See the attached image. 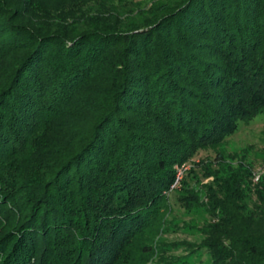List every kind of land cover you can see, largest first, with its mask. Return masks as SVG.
Instances as JSON below:
<instances>
[{
	"label": "trees",
	"instance_id": "obj_1",
	"mask_svg": "<svg viewBox=\"0 0 264 264\" xmlns=\"http://www.w3.org/2000/svg\"><path fill=\"white\" fill-rule=\"evenodd\" d=\"M22 1L0 0V155L42 138L43 176L0 264H129L147 204L175 181L167 165L264 113V0H90L29 25L20 10L38 6ZM222 170L206 175L220 214L200 248L264 264V172Z\"/></svg>",
	"mask_w": 264,
	"mask_h": 264
},
{
	"label": "rangeland",
	"instance_id": "obj_2",
	"mask_svg": "<svg viewBox=\"0 0 264 264\" xmlns=\"http://www.w3.org/2000/svg\"><path fill=\"white\" fill-rule=\"evenodd\" d=\"M5 1L12 4L17 0ZM58 1L31 0L38 7L20 10L19 21L42 24L56 6L61 11L92 6L90 0H62V4L56 5ZM252 98H259L257 92ZM151 132L154 130L147 133L154 135ZM21 134L20 143L9 145L8 151L5 149V154L0 155V237L14 227L23 211L21 204L35 194L37 182L43 176L41 166L36 165V156L44 148L42 138H30L28 132ZM165 148L171 149L169 154L175 149L164 145L159 148L160 156L168 159L163 156ZM193 150L186 161L167 165L174 171L175 181L168 189H161V197L147 204L151 212L145 217L143 232L136 235L126 252L129 264H211L200 244L208 239L220 214L216 209L213 214L218 217H214L209 210L208 196L218 184L212 175L221 177L222 168L243 166L252 170L256 180L264 172V113L237 119L219 141ZM208 173L213 174L206 176Z\"/></svg>",
	"mask_w": 264,
	"mask_h": 264
}]
</instances>
